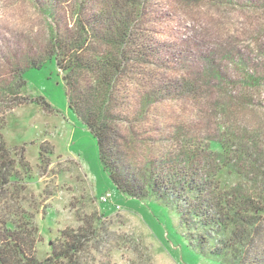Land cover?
<instances>
[{
	"label": "rangeland",
	"instance_id": "obj_1",
	"mask_svg": "<svg viewBox=\"0 0 264 264\" xmlns=\"http://www.w3.org/2000/svg\"><path fill=\"white\" fill-rule=\"evenodd\" d=\"M116 11L131 22L124 47L90 31L80 50L123 63L106 103L109 155L142 187L194 178L206 200L232 188L264 202V0H0V236L30 221L40 261L72 228L86 235L81 264H226L186 204L182 218L174 201L122 193L70 108L55 38H85L81 20ZM73 79L97 89L86 66ZM258 232L250 255L264 264V212Z\"/></svg>",
	"mask_w": 264,
	"mask_h": 264
},
{
	"label": "trees",
	"instance_id": "obj_2",
	"mask_svg": "<svg viewBox=\"0 0 264 264\" xmlns=\"http://www.w3.org/2000/svg\"><path fill=\"white\" fill-rule=\"evenodd\" d=\"M115 15L118 16L111 19L106 14H100L93 18L92 23L81 20V33L85 38L71 41L68 37L65 40L56 37L55 48L50 56L55 57L57 67L66 72L63 78L68 90L70 108L96 137L104 170L117 188L131 197L140 199L157 196L159 199L174 201L182 218L185 215L181 210L183 209L181 203L186 204L190 210L192 223L198 222L205 230L214 231V237L200 235L201 244L206 246L213 242L214 247H211L213 253L224 263L255 264L250 254L260 234L258 224L264 212L263 201L254 203L250 198L243 200L241 196L235 195L232 188L222 190L218 195H214L212 200H206L207 190L194 178L190 180L172 178L169 183H165L161 176L150 175L148 182L142 187L136 179L131 180L127 171L109 155L108 148L115 141L109 131L111 128L108 126L106 103L115 75L120 72L123 63L112 55L115 51L107 55H97L95 59H84L80 50L85 45L90 31L94 32L92 36L96 39L116 48L117 51L124 47L126 40L131 39L129 34L131 22L123 18L122 12L116 11ZM83 66L96 75L97 89L93 92L80 91L74 84V74ZM96 99H101L102 104L98 106ZM215 145L225 151L224 144ZM0 148L1 151L5 150L4 145ZM172 190L175 192V199L171 196ZM26 225L32 226L30 229L19 230L14 223L5 224L4 233L0 236V264H81L79 254L86 236L82 234L83 230L72 228L64 230L57 243L52 245L51 254L44 261H40L35 253L38 228L30 221H27ZM91 234H95V231L93 233L91 231ZM257 260L262 262L259 258Z\"/></svg>",
	"mask_w": 264,
	"mask_h": 264
},
{
	"label": "built area",
	"instance_id": "obj_3",
	"mask_svg": "<svg viewBox=\"0 0 264 264\" xmlns=\"http://www.w3.org/2000/svg\"><path fill=\"white\" fill-rule=\"evenodd\" d=\"M109 197H111V194H108L107 196L103 197V201L107 202L109 200Z\"/></svg>",
	"mask_w": 264,
	"mask_h": 264
}]
</instances>
